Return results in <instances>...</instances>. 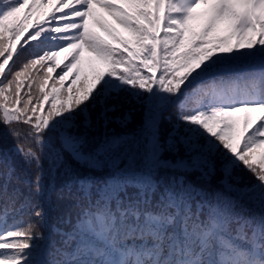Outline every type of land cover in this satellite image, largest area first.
<instances>
[{
	"label": "snow or ice",
	"instance_id": "snow-or-ice-1",
	"mask_svg": "<svg viewBox=\"0 0 264 264\" xmlns=\"http://www.w3.org/2000/svg\"><path fill=\"white\" fill-rule=\"evenodd\" d=\"M0 124V264H264V0H0Z\"/></svg>",
	"mask_w": 264,
	"mask_h": 264
},
{
	"label": "trees",
	"instance_id": "trees-1",
	"mask_svg": "<svg viewBox=\"0 0 264 264\" xmlns=\"http://www.w3.org/2000/svg\"><path fill=\"white\" fill-rule=\"evenodd\" d=\"M46 10L47 9L43 8L41 5H38L37 9H36V13H37V15H40ZM86 56H87V54H86ZM84 71H85V73L91 74L92 69H91V66L87 62H85ZM238 86L244 87V84L241 82ZM197 99H198L197 97H192V99L190 100V102L187 106L188 107H194ZM14 143H15V141L10 136L7 135V130L5 129L4 125L0 124V147L7 146V147L11 148L14 145ZM258 152L264 153V149H260V150H258ZM18 173L29 181L32 178V172L30 170L24 169L23 166L18 167ZM50 183H56V181H55L54 177L49 175L48 169H47V161H45V185H46V187ZM53 198H55V197H53Z\"/></svg>",
	"mask_w": 264,
	"mask_h": 264
}]
</instances>
